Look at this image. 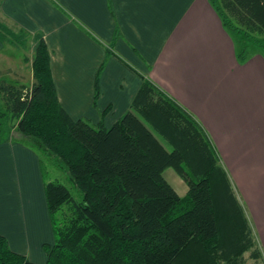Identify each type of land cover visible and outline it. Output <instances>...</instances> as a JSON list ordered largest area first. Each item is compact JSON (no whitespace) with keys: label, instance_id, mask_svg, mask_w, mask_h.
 I'll return each mask as SVG.
<instances>
[{"label":"trees","instance_id":"16d2710c","mask_svg":"<svg viewBox=\"0 0 264 264\" xmlns=\"http://www.w3.org/2000/svg\"><path fill=\"white\" fill-rule=\"evenodd\" d=\"M49 1L68 15L57 0ZM221 3L229 15L218 10L230 30L243 37L249 32L264 35V0ZM74 21L142 83L130 108L111 127L104 122L111 105L97 124L87 118L74 119L59 100L51 52L40 34L32 61V86L0 84V144L23 142L40 155L41 166L45 157L63 170L81 195L76 200L66 185L46 181L44 176L54 242L43 245L47 254L43 264L262 261L244 208L202 124L115 51L119 28L106 45ZM11 31L5 33L0 26V38L22 45L25 37ZM253 40L264 54V42ZM106 64L107 59L96 75L95 107ZM169 167L187 184L185 196L165 178ZM0 264L39 263L14 251L7 237L0 235Z\"/></svg>","mask_w":264,"mask_h":264},{"label":"crops","instance_id":"0c3cea01","mask_svg":"<svg viewBox=\"0 0 264 264\" xmlns=\"http://www.w3.org/2000/svg\"><path fill=\"white\" fill-rule=\"evenodd\" d=\"M57 1L68 15L49 0H0L4 32L25 37L22 45L0 38V72L14 56L25 54L29 38L33 76L41 34L63 107L74 119L97 124L111 105L104 119L111 127L130 108L142 80L108 56L74 19L106 45L119 28L115 51L193 114L209 134L252 227L263 257L258 262L264 263V54L258 42L251 40L255 47L248 54L244 37L224 24L219 10L229 13L221 0ZM28 59L23 55V61ZM105 59L95 107V79ZM26 64L16 68L21 71ZM173 179L184 193L186 188ZM44 184L35 150L23 142L0 144V235L14 251L39 264L47 261L43 245L54 242Z\"/></svg>","mask_w":264,"mask_h":264},{"label":"rangeland","instance_id":"374dc122","mask_svg":"<svg viewBox=\"0 0 264 264\" xmlns=\"http://www.w3.org/2000/svg\"><path fill=\"white\" fill-rule=\"evenodd\" d=\"M236 22H234L235 24ZM229 28H231L230 25H228ZM232 30H234L232 28ZM257 34L254 33H246L244 36V39L247 41V45H248V54L253 55V50H254V42L251 41L254 37L255 38H259L261 41L264 42V35L257 37ZM30 39L28 38V43L26 45V49H25V54L24 57H28L29 59L27 61H23V55H19L15 58H13V62L11 63V65H9L7 68H5V70H3V72H0V84H14L16 86H24V87H31L34 79L33 76L31 74V70H30V56H33V48L32 46H34V44H30L31 41H29ZM16 51V50H15ZM14 51V52H15ZM27 62V64L25 65V67L23 69L20 68H16V65H20L22 66L23 63ZM12 68V69H11ZM11 69V70H10ZM2 91H0V106L3 105V101H2ZM44 161V165L42 166V170H43V174L45 176L46 181H54V180H58L61 183H63L64 185H66L69 190L71 191L72 195L74 196V198L76 200H81V195L79 194L78 190L75 188V186L70 182L68 175L61 170L60 168H58L52 161H49L48 159H46L45 157L43 158ZM164 176L165 178L168 180V182L170 184H172V186L177 190V192L181 195V196H185L188 186L185 183V181L176 173V171L169 167L165 170L164 172ZM173 177L175 178V180H177L178 182L181 183V185H183L186 189L185 192H181L180 191V186L178 185V183L176 181H174ZM262 196L264 197V194L262 193ZM249 264H264L262 262H257V261H253V260H249Z\"/></svg>","mask_w":264,"mask_h":264}]
</instances>
